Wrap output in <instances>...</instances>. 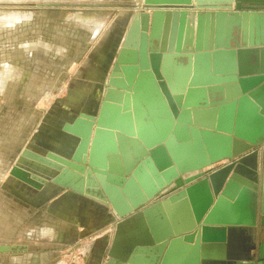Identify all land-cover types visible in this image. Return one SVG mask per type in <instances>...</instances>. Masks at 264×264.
<instances>
[{
	"label": "water",
	"instance_id": "1",
	"mask_svg": "<svg viewBox=\"0 0 264 264\" xmlns=\"http://www.w3.org/2000/svg\"><path fill=\"white\" fill-rule=\"evenodd\" d=\"M99 74L95 101L20 142L16 196L110 207L105 264H264V0H142Z\"/></svg>",
	"mask_w": 264,
	"mask_h": 264
},
{
	"label": "crops",
	"instance_id": "2",
	"mask_svg": "<svg viewBox=\"0 0 264 264\" xmlns=\"http://www.w3.org/2000/svg\"><path fill=\"white\" fill-rule=\"evenodd\" d=\"M43 1L53 2L57 4L54 6L58 8L52 14L46 15L45 11L42 15L33 14L30 21L31 25L26 26V32L22 31V43L26 44L22 45L16 53L24 57L25 66L18 69L16 65L7 63L4 64V69L0 70V95L6 98V113L0 114V116L5 117V122L7 126L9 125L10 131L24 133L19 136L21 138L28 137V135L32 137L41 121V130H45V127L49 129L56 120L67 118L66 113L70 108L95 100V93L98 90L96 87L99 86L100 66L126 23V18L132 11L131 7L134 3V0ZM195 10L191 9L190 12ZM57 13L58 17H56ZM26 19L28 20L29 17L20 14L5 15L0 18V29L3 28V25H7L8 21L18 23ZM89 19L97 23L91 31L79 22H75L81 21L86 25L90 23ZM94 23L91 24L94 25ZM32 25L35 26V29L31 28ZM100 25H103L101 31ZM29 27L31 28L30 32L27 31ZM66 33L68 36L71 34L75 36L74 39L64 37V35L67 36ZM96 35L98 37L94 40L93 36ZM46 41L58 46H48V51L46 50ZM60 46H66L68 51H63ZM61 53L67 55L62 59L80 57L86 53V60L80 65H76L71 60L67 61L66 70L71 73L75 69L78 72V77L71 79L67 84L64 85L66 73L63 77L60 75L55 79L57 86L51 91H56L57 88L62 89L64 86L67 91L72 87L71 95L59 102V105L50 115L49 125L46 126L44 123L45 109H42L45 100L42 95L45 88L46 73L37 59L49 56L61 58L59 56ZM14 96L21 99L20 103H17V100L13 102ZM14 122H18L20 126L13 129L12 124ZM9 136L6 141H0V235L8 239L4 240L7 243L1 244L10 247L17 245L19 248L23 246V249L25 248V251L28 252L33 251L36 247V250L42 252V264H50L49 262L54 258L55 252L47 253L44 252L45 250L50 247L59 250L61 242L69 243L72 241L71 239L74 241L95 228L93 234H97L108 224L114 214L110 208L88 198H80L77 201L74 198H69L68 201L60 202L62 197L58 196L45 207L40 208L31 200L26 201L17 197L16 190L11 187V184L7 185L6 182L12 155L20 142L13 140L18 136ZM225 164L227 161L215 165L214 168H219ZM13 183L12 181V185ZM18 232L22 239L28 240L25 245L14 244V241L10 240ZM100 236L102 238L103 235ZM247 246V234H236L230 239L227 250L232 248L231 250L234 251L236 247L242 249ZM27 255L29 254L27 253ZM17 257L19 256L13 258L17 260Z\"/></svg>",
	"mask_w": 264,
	"mask_h": 264
},
{
	"label": "rangeland",
	"instance_id": "3",
	"mask_svg": "<svg viewBox=\"0 0 264 264\" xmlns=\"http://www.w3.org/2000/svg\"><path fill=\"white\" fill-rule=\"evenodd\" d=\"M26 1H29V0L0 1V18H2L5 15H11V14H20V15L29 17L28 20L26 19L18 23L17 22L10 23L8 21V24L3 25L2 26L3 28L0 29V70H3L4 64H7V63L16 65L18 69H20L21 66H25L24 61H23L24 57H21L20 54L16 53V51H19V49H21L22 45L26 44V43H22L23 42L22 41L23 35L21 36L22 31L26 32L25 31L26 26L28 27L29 25H31L30 21L33 18V14H35L36 16L42 15L44 11L46 12V15L48 13L52 14V12L57 11L56 8H58L54 6L57 4L53 2H44L41 0H36L37 2L41 1L37 3L35 1H30V2H26ZM45 1H50V0H45ZM132 5H133L131 7L132 12H136L138 8L141 7L142 0H134V3ZM29 12H33V13H29ZM58 16L59 15L57 13L56 17ZM75 22L76 23L79 22V24H81L83 27H85L89 31H91L92 28L96 27V24H97V23H94L92 19H89L90 23H87L86 25L83 24L81 21H75ZM91 23H94V25H92ZM102 26L103 25H100V31H101ZM31 28L35 29V26L32 25ZM31 28L29 27L27 31L30 32ZM98 35L93 36L94 37L93 39L95 40V38H97ZM64 37L72 40L74 39L75 36H73L72 34L68 36L67 34V36L64 35ZM45 43H46V50L48 51H49V48L47 49L48 46H53V45L58 46L56 44H53L52 42L46 41ZM71 43L73 44V42ZM60 47L63 51H68L66 46L65 47L60 46ZM69 53L71 52L69 51ZM59 56L61 58L56 57V56L54 57L49 56V57H45V58L42 57V58L37 59L42 64V69L45 70V73H46L45 74L46 78H44L45 88H44V93L42 95V98H45L42 109H45L44 123L46 126L49 125L50 115L53 113L52 111L56 109V107L59 105V102L69 97V95H71L72 87H70V89L66 91L65 86L64 87L62 86L63 87L62 89L57 88L58 93L54 95V92H52L51 90H53V88L57 86V82H55V79L60 75L63 77V75L66 73L67 76L64 75V79H65L64 85L67 84L71 79L76 78V76L78 77V72H76L75 69H73V72L71 73L69 72V70H66L67 61L71 60L75 62L76 65H80L83 61L86 60V53L81 55L80 57H69L67 59H62L67 56L66 54L61 53ZM13 84L15 87H17L15 83ZM15 100L18 101L17 103H20L21 101V99L18 97H15L13 102H16ZM5 103H6V98L0 95V114L2 115L6 113ZM60 120H63V118L56 120L55 123L50 128H53L55 125H58ZM6 126L7 124L5 122V117L0 116V141H6V139L10 137L9 135L18 136L14 138L13 140H16L22 143L26 141L24 145L21 146L23 147L30 140L31 136L28 135V137L21 138L19 136L21 135L22 132L21 133L12 132L8 128L9 125L7 127ZM12 126H14L13 129H15L17 128L16 126H20V124L18 122H14ZM45 129H47V127H45ZM7 131H10V132H7ZM16 151L17 149L14 150V154ZM110 211H112L111 208H110ZM113 216L109 220L108 224L105 225L102 228V230L98 231L97 234L96 233L93 234V232L96 229L95 228L91 232L79 237L82 239L77 238L74 241L73 239H71L72 241L69 240L70 241L69 243L65 241L61 242L60 244L61 248L59 250L53 249L52 247L45 250L44 252H47V253L55 252V254H53L54 258H52L49 263L50 264H59V263L60 264H105L109 258L108 253H109L110 247L112 245L113 239L117 231V221L118 220L117 218L114 219ZM100 235H103L102 238ZM4 240H8V239L0 235V244L7 243ZM10 240H13L14 244H21V245H25L28 242L26 238L25 239L21 238V235L19 232L15 233L13 235V238ZM20 248H22L20 251H15L12 253H2V254L0 253V264H42V256H41L42 252L40 250H36V247L33 251H30V252L25 251L26 249L25 248L23 249V246ZM27 253L29 255H27ZM37 255H40V256H37ZM16 256H19L17 257V260L14 259L16 258Z\"/></svg>",
	"mask_w": 264,
	"mask_h": 264
},
{
	"label": "bare ground",
	"instance_id": "4",
	"mask_svg": "<svg viewBox=\"0 0 264 264\" xmlns=\"http://www.w3.org/2000/svg\"><path fill=\"white\" fill-rule=\"evenodd\" d=\"M119 36H120V32L118 33V36L115 38L114 42H116V39H117ZM100 76H101V75H100ZM99 80H100V79H99ZM99 80H98V82H99ZM96 88H97L98 90H97L96 93H95V100L97 99V96H98V93H99V86L96 87ZM95 100H91V101L86 102V103H84V104H78L75 108L79 107V105L88 106L91 102H93V101H95Z\"/></svg>",
	"mask_w": 264,
	"mask_h": 264
}]
</instances>
